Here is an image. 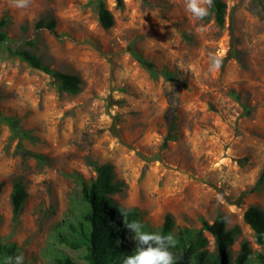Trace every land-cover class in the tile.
Listing matches in <instances>:
<instances>
[{"label": "rangeland", "instance_id": "1", "mask_svg": "<svg viewBox=\"0 0 264 264\" xmlns=\"http://www.w3.org/2000/svg\"><path fill=\"white\" fill-rule=\"evenodd\" d=\"M99 1L30 0L20 9L15 0H0L9 38L0 43V109L38 137L25 139V148L47 156L15 152L17 139L0 121V243L16 246L0 254V264L16 255L23 264L65 258L89 264L85 245L73 248L60 238H79L87 212L83 184L96 177V164L106 163L118 186L113 200L139 209L145 231L161 233L167 213L176 235L222 215L237 232L231 258L247 241L254 255L243 264H264V245L244 220L249 206L264 209V0H224L223 26L209 14L190 19L184 0H124L121 7L103 0L114 15L110 29L100 24ZM41 19H54V30L37 28ZM9 45L79 75L81 91H61L50 74L10 54ZM221 49L222 65L211 73L209 54ZM138 55L154 62L157 78ZM242 103L251 106L248 116ZM18 176L28 197L15 217ZM125 222L121 217L116 228L120 258L136 248ZM204 234V264H212L219 249Z\"/></svg>", "mask_w": 264, "mask_h": 264}, {"label": "trees", "instance_id": "2", "mask_svg": "<svg viewBox=\"0 0 264 264\" xmlns=\"http://www.w3.org/2000/svg\"><path fill=\"white\" fill-rule=\"evenodd\" d=\"M119 7L123 6L124 0H116ZM227 4L224 0H213V6L209 11V15L218 26H223L225 23ZM98 14L100 24L104 29H110L114 23V15L108 9L105 2H98ZM54 19H41L37 22V28H47L54 30ZM6 20H0V43L8 41L7 31L5 30ZM7 51L22 60L26 61L33 68L42 70L50 74L57 82L59 89L64 92L76 94L81 91L83 80L77 74L67 73L50 67L44 63L42 59L28 49L13 48L7 46ZM139 62L152 77L157 78L159 72L156 69L154 62L146 59L142 55L137 56ZM165 76L171 79L173 74L170 71L165 72ZM238 101H241V96L231 91ZM243 116H248L251 113V106L242 103ZM0 121L8 126L11 132V139H17L15 152L25 153L28 156L38 160L45 161L47 156L42 153L26 149L23 145L25 139L36 141L37 136L33 135L30 130L24 128L20 119L14 115H8L0 109ZM96 177L88 183H84L82 187V196L86 202L87 212L84 214V228L79 231V238L70 240L66 237L60 239L70 247L78 248L85 245L87 254L85 256L89 264H122L125 256L120 258L121 248L119 244V236L116 231L118 222L121 217L127 222L140 220V210L137 208L127 209L112 198V195L118 191L117 183L115 182L114 166L110 163L96 164ZM264 179V173H263ZM263 181V180H261ZM28 197L26 182L23 177L18 176L13 181V189L11 192V204L15 217H18L23 209L25 201ZM127 211V217L122 215L123 211ZM244 220L254 231L255 242L259 245H264V209L259 206L251 205L244 212ZM175 221L172 214L167 213L164 222L161 226V234H172L175 240V246H182L181 253H174V264H204L208 253L202 250L208 243V239L204 231L209 232L215 239V243L219 249V253L212 264H243L246 261H251L254 251L250 244L245 241L235 259L230 256L231 247L236 242L237 232L235 229H228L226 219L219 215L212 222L202 219V227L200 229H190L184 227L174 233ZM16 250L15 245H4L0 243V254L11 255ZM261 263H264V255H262ZM60 264H77L71 258L59 260ZM233 263V264H234Z\"/></svg>", "mask_w": 264, "mask_h": 264}, {"label": "clouds", "instance_id": "3", "mask_svg": "<svg viewBox=\"0 0 264 264\" xmlns=\"http://www.w3.org/2000/svg\"><path fill=\"white\" fill-rule=\"evenodd\" d=\"M30 4V0H15L16 8H26ZM213 6V0H184V7L190 19L202 20L209 14ZM203 27L198 31H203ZM225 53L221 49L209 54V68L211 73L217 72L223 61ZM127 211H123L122 215L127 217ZM125 227L134 236L132 239L136 242V248L131 255H127L122 260V264H174V253L170 248L175 246V240L172 234H161L159 232H148L144 230L141 222L133 220L125 222ZM23 256L16 255L9 257L5 264H23Z\"/></svg>", "mask_w": 264, "mask_h": 264}]
</instances>
